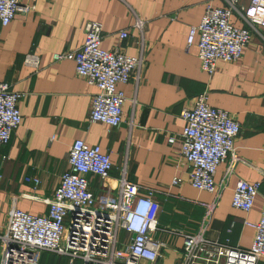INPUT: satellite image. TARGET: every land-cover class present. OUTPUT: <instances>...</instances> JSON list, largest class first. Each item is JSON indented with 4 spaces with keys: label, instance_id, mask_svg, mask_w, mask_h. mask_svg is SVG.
<instances>
[{
    "label": "crops",
    "instance_id": "crops-1",
    "mask_svg": "<svg viewBox=\"0 0 264 264\" xmlns=\"http://www.w3.org/2000/svg\"><path fill=\"white\" fill-rule=\"evenodd\" d=\"M20 4L33 8L0 25V81L22 94L17 103L21 123L0 146V228L12 207L34 215L47 211L42 200L52 196L68 169L71 144L81 139L99 145L113 164L105 181L87 176L95 196L117 192L123 167L129 181L155 191L160 208L153 237L165 244L157 264H179L182 234L195 233L201 225L209 240L249 248L254 229L244 221H258L264 202V27L252 31L237 61L218 60L208 75L200 68L198 37L188 48L186 39L207 4L221 7L223 0H20ZM136 19L143 22L142 30L133 26ZM231 21L247 27L235 14ZM87 22L101 25L103 49L143 57L139 79L132 74L127 83L117 85L126 99L122 122L114 127L88 121L96 87L76 75L72 60L52 59L54 53L81 46ZM123 29L128 35L120 39ZM27 54L37 56L36 67L24 63ZM203 92L211 107L226 110L240 125L234 143L240 161L231 169L228 157L217 167L214 180L222 188L217 196L189 184L191 168L179 154V134L185 126L180 113L192 108ZM170 137L175 141L171 143ZM32 177L39 180L36 186L28 180ZM174 178L180 183L173 185ZM238 180L259 183L249 212L231 205ZM119 236L125 233L120 231ZM39 264H67V259L43 251ZM257 264H264V259Z\"/></svg>",
    "mask_w": 264,
    "mask_h": 264
},
{
    "label": "built area",
    "instance_id": "built-area-1",
    "mask_svg": "<svg viewBox=\"0 0 264 264\" xmlns=\"http://www.w3.org/2000/svg\"><path fill=\"white\" fill-rule=\"evenodd\" d=\"M224 6L207 4L200 23L188 31L186 46L197 39L200 68L208 75L214 73L218 60L237 61L250 42L252 31L264 27V0H223ZM32 6L21 5L20 0H0V25L6 26L17 13H28ZM247 27L235 26L232 15ZM136 29L143 22L136 19ZM128 35L125 29L120 39ZM101 25L87 22L84 40L78 49L54 53V61L72 60L77 76L96 87L92 95L88 121L110 127L122 122V105L125 95L117 89L139 72L142 55L133 57L117 50L100 46ZM24 63L36 67L38 58L27 54ZM22 94L0 81V146L5 145L21 123L17 103ZM180 116L185 126L180 136L179 154L190 165L189 184L200 191L219 195L222 189L214 180L217 167L228 157L230 168L240 161L235 152V139L240 125L226 110L211 107L206 93L196 98L190 109ZM169 141H175L170 137ZM68 169L63 172L59 185L48 199L42 201L47 211L34 215L17 207L7 214L6 225L0 228V264H39L43 251L63 256L67 264H157L165 247L163 241L153 237L158 229L157 213L160 205L155 191L141 187L126 178V167L117 178V192L95 196L88 186V175L105 181L110 178L113 164L110 155L99 145H88L81 139L73 141L68 152ZM34 186L38 178L28 179ZM172 180L173 185L180 183ZM258 182L238 180L231 205L249 212L258 194ZM141 191L144 194H141ZM213 204L207 206V215ZM254 229L249 248H239L209 240L204 235V225L195 233L182 234L183 245L179 264H257L264 259V202L260 219L244 221ZM120 231L125 233L119 236Z\"/></svg>",
    "mask_w": 264,
    "mask_h": 264
}]
</instances>
